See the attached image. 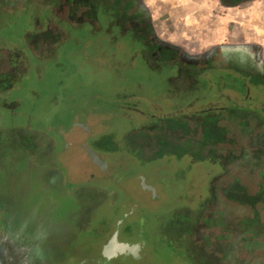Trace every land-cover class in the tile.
I'll list each match as a JSON object with an SVG mask.
<instances>
[{"label": "rangeland", "instance_id": "1", "mask_svg": "<svg viewBox=\"0 0 264 264\" xmlns=\"http://www.w3.org/2000/svg\"><path fill=\"white\" fill-rule=\"evenodd\" d=\"M33 1L0 0V111L17 112L0 121V264H264V0H171L174 25L147 0L134 24L122 0L47 64L32 52L77 41L66 23L98 8Z\"/></svg>", "mask_w": 264, "mask_h": 264}, {"label": "crops", "instance_id": "2", "mask_svg": "<svg viewBox=\"0 0 264 264\" xmlns=\"http://www.w3.org/2000/svg\"><path fill=\"white\" fill-rule=\"evenodd\" d=\"M59 1V0H58ZM114 1H116L114 4V6H116V7H110L109 8V12H105V11H103V7L101 6V5H104L105 3H107V1L106 0H60L58 3V5L61 7V6H69V10H71V9H76L77 7H84V6H86V7H88V5H89V3H91V4H93L94 6H96L97 8H98V11H97V16L95 17V23H94V25H95V31H97V32H101L102 31V27L100 26V20L102 19H104V16L107 14V15H109V14H111V16L113 17V13H115V14H117V10H118V7L119 8H122V0H114ZM128 1H130L131 2V5H135V7H133V9L134 10H131V12L133 13V20L135 21V23L134 24H138V18L136 17V10L137 9H141L142 8V5H141V1H143V0H128ZM31 2H35V1H33V0H1V3H2V5H4V7H5V10H7V11H13V10H16V9H18V8H20L19 6H24L25 4H28V3H31ZM146 2H152V4H157V7H159L160 5H163V6H165V9H166V12H165V14H168V16H167V20H171L172 21V25H174V24H178V21L180 20V17L183 15L182 13H180L179 14V11H178V13H177V11L176 10H174V9H171V6L169 5L170 3H171V0H157V1H154V3H153V1H151V0H147ZM126 3H129V2H126ZM147 4V3H146ZM56 7H58V6H56ZM54 8V11H55V13L56 12H58V8ZM112 8V9H111ZM110 12H112V13H110ZM131 13V14H132ZM57 15V14H56ZM151 16L150 17H147L148 18V20H158V19H163V15H156V14H150ZM61 16V15H60ZM63 16H65V15H63ZM65 18V17H64ZM68 18H70V17H68ZM72 18V17H71ZM115 18V17H114ZM116 18H118V16H116ZM55 24L57 23L56 21H60V19H62L61 17L59 18V17H56L55 16ZM83 23V25H85L86 23H88V21L86 20V21H82ZM65 23V22H64ZM96 23L98 24V28H96ZM67 24V26H69L70 28L69 29H72V31H73V34L77 31V30H81L82 28H83V25H81V28H76L75 26H74V24H70V22L69 23H66ZM53 27H54V21L52 20L50 23H49V30H52L53 29ZM103 29H106L105 27H103ZM75 31V32H74ZM49 31H47L46 33H48ZM72 34V33H71ZM169 60V59H168ZM159 64V63H158ZM160 66H162V67H164L163 65H161L160 64ZM41 96H42V93L41 92H39L38 93V95H36V98L37 99H40L41 98ZM48 104H47V109H49V108H51V107H59L60 105H61V101L60 100H58L56 97H52L51 99H49V101L47 102ZM41 143H43V142H41ZM48 144V143H47ZM36 148V146H34V148L33 149H35ZM33 151V150H32ZM32 151H29L30 153L32 152ZM7 156H11L12 157V159H13V161H15V158L13 157V155H10V154H8ZM5 157H6V155H5ZM43 160V159H42ZM19 163V162H18ZM18 163L15 165H13L12 166V168H15L17 165H18ZM40 163V162H39Z\"/></svg>", "mask_w": 264, "mask_h": 264}, {"label": "flooded vegetation", "instance_id": "3", "mask_svg": "<svg viewBox=\"0 0 264 264\" xmlns=\"http://www.w3.org/2000/svg\"><path fill=\"white\" fill-rule=\"evenodd\" d=\"M116 7V6H115ZM118 9H119V7H118ZM5 12H7V11H5ZM52 12H53V16H56V17H58L57 15H56V13H55V11H54V9L52 8ZM53 18L54 17H52L51 19H50V21H48L47 23H46V25H45V30L43 29L42 31H40L38 34H36V35H33L32 37H31V39L30 40H32V38H37L38 39V36H42V35H46V34H49L50 32H51V30H49V23L53 20ZM84 26H86V27H89L88 28V30H90L91 28H93V29H95V25L93 24V23H91V22H88V23H86L85 25H83V28L81 29V30H77L75 33H74V35H79V39L78 40H80L79 41V43L77 42V41H73L72 39H70V38H67L66 37V39H65V41L64 42H60V43H57L56 45H52V47H54V49H52V51L50 52L51 54H47V55H43V54H41L42 52H41V48H42V45L41 46H39L38 48H37V50H40V51H38V52H40V56H38V55H36V53L35 52H32V54H33V59H35V58H37L38 60H36L37 62L36 63H42V64H47V63H49V59H50V57H51V55H53L54 54V52H58L59 50H60V48H62V47H75V48H79L80 46H81V43L84 41L83 40V38L85 37V36H88V34L89 33H91V32H89L88 33V30L86 29V28H84ZM49 31L48 33H46L47 32V30ZM98 34H99V32H98ZM30 40L29 41H24V47H27V45H28V47H30ZM72 40V41H71ZM70 43H74V44H70ZM44 46V45H43ZM47 48V47H46ZM5 50V49H4ZM45 50V47H43V51ZM3 51V50H2ZM33 51V50H32ZM8 55H10V54H8ZM61 61H58V62H56L55 63V65L56 64H58V63H60ZM61 63H63V64H66L67 65V63H64V62H61ZM52 64V63H51ZM50 64V65H51ZM160 64V63H159ZM161 64H163V63H161ZM47 67V66H46ZM18 68H20V67H18ZM17 68V69H18ZM66 71V69H64L63 71H61V72H65ZM46 72V71H45ZM3 88H7V86H5V85H3V83L2 82H0V89H3ZM0 91H2V90H0ZM4 91V90H3ZM5 91H6V89H5ZM54 97V96H53ZM58 100H60L61 101V97L59 96V95H57V96H55ZM43 99V98H42ZM80 122H82V120L80 121ZM76 124H74V126H75ZM145 187V190H151V188L150 187H152L151 185H149L148 184V186H144ZM147 191V192H148ZM148 193H151V192H148ZM152 194V193H151ZM244 248V247H243ZM243 248H242V250H243ZM105 253V252H104ZM107 255H110V256H118L120 253H117V252H115V253H110V254H108V253H106ZM137 257H140V254H138L137 252L136 253H134ZM131 255H133V252H132V254ZM103 259H105L104 257H103ZM107 259V258H106Z\"/></svg>", "mask_w": 264, "mask_h": 264}, {"label": "trees", "instance_id": "4", "mask_svg": "<svg viewBox=\"0 0 264 264\" xmlns=\"http://www.w3.org/2000/svg\"><path fill=\"white\" fill-rule=\"evenodd\" d=\"M101 36V35H100ZM91 38H88V40H90ZM83 42H86V40L85 41H83ZM82 42V43H83ZM90 51V50H89ZM88 57V56H87ZM86 56H82L81 58H87ZM89 59H96V61L94 62L96 65H101V63L103 62V61H109V62H113L112 60H110L109 59V57L106 55V53H103V52H101V53H99V52H97V53H95V55H92V56H90L89 57ZM83 60V59H82ZM84 61V60H83ZM2 112H4V113H2ZM0 111V121H2V120H5V121H12L13 123H11V124H17V117H16V114H17V112H11V111H8V110H4V111ZM21 113V112H20ZM26 113H28V112H26ZM29 116H30V114H28ZM28 118H30V117H28ZM25 122V124H24V126L25 127H29L30 128V121H24ZM76 125L75 126H70V127H66L65 128V130L68 132V131H71V130H81V131H83V129L86 127L87 129H89V127L88 126H90L88 123H86V122H84V121H82V122H76L75 123ZM91 127V126H90ZM2 128V126L0 127V130H2L1 129ZM48 128H50L49 126L48 127H44L43 129H48ZM81 145H82V147L84 148L83 150H84V152L83 153H85L86 154V156L88 157V159H90L91 160V162H92V164L94 165V167H95V163H97L98 165H99V167L98 168H103V166H105V164H103V162H102V160H100V159H98L97 158V156L90 150V149H88V147L82 142L81 143ZM65 150H63V152H64ZM92 155V156H91ZM94 158H96L97 159V161L98 162H96L95 160H94Z\"/></svg>", "mask_w": 264, "mask_h": 264}, {"label": "water", "instance_id": "5", "mask_svg": "<svg viewBox=\"0 0 264 264\" xmlns=\"http://www.w3.org/2000/svg\"><path fill=\"white\" fill-rule=\"evenodd\" d=\"M94 160L96 162L97 159L94 158ZM113 242H111L110 244H112ZM113 246V247H112ZM136 248L135 247H129V246H126V245H123V244H117L115 243L114 245H110L109 247H105V251L106 253L110 254V253H115V252H120V253H126V252H133V253H136Z\"/></svg>", "mask_w": 264, "mask_h": 264}]
</instances>
